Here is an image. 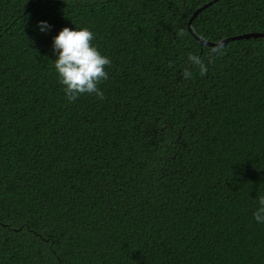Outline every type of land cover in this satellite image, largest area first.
I'll return each mask as SVG.
<instances>
[{
    "label": "trees",
    "instance_id": "trees-1",
    "mask_svg": "<svg viewBox=\"0 0 264 264\" xmlns=\"http://www.w3.org/2000/svg\"><path fill=\"white\" fill-rule=\"evenodd\" d=\"M208 1L0 0V264H264V37L202 44ZM66 25L110 58L103 99H66ZM191 25L264 32V0Z\"/></svg>",
    "mask_w": 264,
    "mask_h": 264
},
{
    "label": "clouds",
    "instance_id": "clouds-1",
    "mask_svg": "<svg viewBox=\"0 0 264 264\" xmlns=\"http://www.w3.org/2000/svg\"><path fill=\"white\" fill-rule=\"evenodd\" d=\"M37 24L42 32L51 27L47 20H38ZM93 35L90 28L66 25L52 37V51L55 56L52 59L53 67L68 101L75 100L82 93H94L103 99V92L98 84L107 79L105 66L111 60L92 43ZM186 60L198 67L201 75L207 71L205 62L197 54L189 52ZM190 75L187 70L183 72L185 78ZM252 217L257 223H264V195L257 197V206L253 209Z\"/></svg>",
    "mask_w": 264,
    "mask_h": 264
},
{
    "label": "water",
    "instance_id": "water-1",
    "mask_svg": "<svg viewBox=\"0 0 264 264\" xmlns=\"http://www.w3.org/2000/svg\"><path fill=\"white\" fill-rule=\"evenodd\" d=\"M214 1L217 0H210L206 3H204L203 5L199 6L191 15L187 27L189 29V31L202 43V44H208V45H224L226 44L228 41H231L233 39H240V38H250V37H264V32H245V33H241V34H237V35H232V36H228L226 38H223L220 41H209L206 40L202 37H200L197 33H195L194 29L192 28V21L193 19L207 6L211 5Z\"/></svg>",
    "mask_w": 264,
    "mask_h": 264
}]
</instances>
